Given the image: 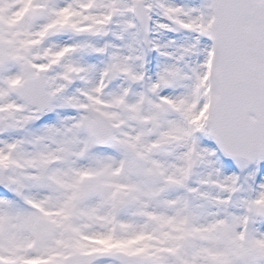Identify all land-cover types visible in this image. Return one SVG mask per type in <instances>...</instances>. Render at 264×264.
<instances>
[{"label":"snow or ice","instance_id":"6c2138e0","mask_svg":"<svg viewBox=\"0 0 264 264\" xmlns=\"http://www.w3.org/2000/svg\"><path fill=\"white\" fill-rule=\"evenodd\" d=\"M0 264H264V0H0Z\"/></svg>","mask_w":264,"mask_h":264}]
</instances>
